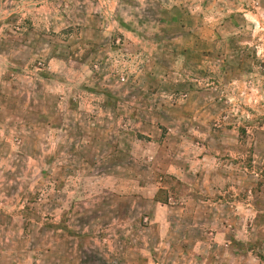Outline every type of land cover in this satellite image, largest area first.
Here are the masks:
<instances>
[{"label":"rangeland","instance_id":"obj_1","mask_svg":"<svg viewBox=\"0 0 264 264\" xmlns=\"http://www.w3.org/2000/svg\"><path fill=\"white\" fill-rule=\"evenodd\" d=\"M187 10L0 0V264H264V16Z\"/></svg>","mask_w":264,"mask_h":264},{"label":"crops","instance_id":"obj_2","mask_svg":"<svg viewBox=\"0 0 264 264\" xmlns=\"http://www.w3.org/2000/svg\"><path fill=\"white\" fill-rule=\"evenodd\" d=\"M182 0L188 7V15L193 20L198 18V22L194 23V30H189V37L186 40L187 44H184V48H196L202 51L211 48L220 49L222 48L224 36L236 33V30L230 26L233 24L235 17H241L242 23L237 26L238 31L240 29L248 28L253 26V23H257L259 17L264 16V0ZM224 17L225 19L217 20L218 16ZM163 26V24H162ZM160 26V27H162ZM157 25L158 30H162ZM178 36L173 34L168 40H158L157 47H165L171 45L172 49H177L175 39ZM182 35H180L181 37ZM175 37V39H174ZM161 38V37H160ZM183 43V42H182ZM249 43V42H247ZM182 47V46H181ZM205 53V52H204ZM207 53V52H206ZM178 54V53H176ZM217 57H223L226 59V54H216ZM226 62L229 61L226 59ZM2 66L0 65V69ZM11 155V153H9ZM8 155V156H9ZM2 203L0 202V208Z\"/></svg>","mask_w":264,"mask_h":264}]
</instances>
